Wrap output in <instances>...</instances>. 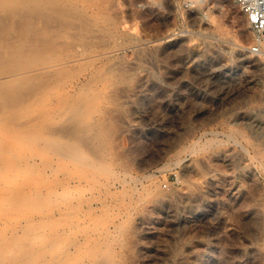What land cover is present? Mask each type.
I'll use <instances>...</instances> for the list:
<instances>
[{"label": "rangeland", "instance_id": "374dc122", "mask_svg": "<svg viewBox=\"0 0 264 264\" xmlns=\"http://www.w3.org/2000/svg\"><path fill=\"white\" fill-rule=\"evenodd\" d=\"M99 1L68 2L88 22L68 12L64 47L0 63L26 68L0 78V257L15 245L13 264H264V47L242 10Z\"/></svg>", "mask_w": 264, "mask_h": 264}, {"label": "bare ground", "instance_id": "6f19581e", "mask_svg": "<svg viewBox=\"0 0 264 264\" xmlns=\"http://www.w3.org/2000/svg\"><path fill=\"white\" fill-rule=\"evenodd\" d=\"M69 1H71V0H0V38H1V41H0V63H4V62H6L7 63V61H9V60H14L15 59V57H17V56H21V55H25L27 52H28V50H29V52H30V49L32 48V49H35V51L37 52H40V53H51L52 51H54V50H56L59 46H63L64 47V43H61L60 44V42L62 41L61 39H64V37H67V30L71 27L70 25V23L71 22H74V21H71V20H69V18L67 17V15L69 16V15H71V14H69L70 12H72V11H74V9L72 8V10L71 11H69L68 9V2ZM73 1V0H72ZM76 1H78V2H81L82 3V5L83 6H85V4H86V0H76ZM91 1V0H90ZM112 1V0H111ZM110 1V2H111ZM131 1V0H130ZM135 1V0H134ZM148 1V0H147ZM146 1V2H147ZM151 1V0H150ZM153 1V0H152ZM93 2H94V0H93ZM100 3H101V0L99 1ZM98 2V3H99ZM108 2H109V0H108ZM117 2V3H116ZM115 2V4L117 5L118 3H119V1H116ZM195 2H197V1H195ZM75 3V2H74ZM96 3H97V1H96ZM103 4H104V2H102ZM105 3H106V1H105ZM152 3V2H151ZM108 3H106L105 5H107ZM112 4V3H111ZM114 4V3H113ZM112 4V5H113ZM120 4V3H119ZM150 4V3H149ZM79 4H74V6L76 7V6H78ZM90 5V4H89ZM88 4H87V6H89ZM93 5V4H92ZM98 5L99 4H97V5H95L96 6V8L98 9ZM110 5V4H109ZM112 5H110V6H112ZM116 5H113L114 6V10L116 9L115 7H116ZM131 5V4H130ZM73 6V5H72ZM87 6H85L86 8H87ZM103 6V5H102ZM146 6V5H145ZM70 8H71V6H69ZM74 7V8H75ZM80 7V6H79ZM91 7H93V6H91ZM100 7H101V5H100ZM104 8L106 7V6H103ZM147 7V6H146ZM84 7H82V9H83ZM109 8V7H108ZM107 8V9H108ZM119 8V7H118ZM117 8V9H118ZM76 9V8H75ZM77 9L79 10V8L77 7ZM81 9V10H82ZM88 9V8H87ZM87 9L85 10L84 9V11H82V13H84L85 11H87ZM96 9V10H97ZM100 10H101V8H99ZM103 9V8H102ZM112 9L113 8H111V12H112ZM116 9V10H117ZM78 10H75L76 12L78 11ZM108 10H110V9H108ZM119 10V9H118ZM117 10V11H118ZM120 10H121V8H120ZM74 11V12H75ZM92 11V10H91ZM99 11V10H98ZM103 11H107V10H103ZM69 12V13H68ZM97 11H95V13H96ZM100 12H102V11H100ZM120 12V11H119ZM78 13V14H77ZM76 14L78 15V16H80V18L79 17H77L78 19H81L82 18V22H83V20L84 19H86V14H84V16H83V14L80 12V14H82V15H80L79 14V12H77ZM90 13H92V12H90ZM89 13V14H90ZM93 13H94V11H93ZM94 13V14H95ZM97 13H99V12H97ZM118 13V12H117ZM109 14H114L115 16L117 15L116 13H110L109 12ZM121 14V13H120ZM72 15H74L73 14V12H72ZM71 15V16H72ZM76 15V16H77ZM110 15V17L112 18V16ZM81 16H83L84 17V19H83V17H81ZM108 16V15H107ZM243 16H245L246 17V15H245V13H243ZM74 17V19H75V15L73 16ZM72 17V18H73ZM109 17V16H108ZM108 17H107V19H108ZM109 17V18H110ZM106 18V17H105ZM111 18L110 19H108V21L109 20H111ZM87 19H88V17H87ZM85 20V23H86V21L88 22V20ZM119 19V18H118ZM117 20V19H116ZM71 21V22H70ZM107 21V22H108ZM112 21H114L115 22V20H113L112 19ZM111 21V22H112ZM110 22V23H111ZM75 23V22H74ZM120 23H121V21L119 22V25H120ZM124 23V22H123ZM73 24V23H72ZM79 24L81 25V28L82 27H84L82 24H81V21L79 22ZM78 24V25H79ZM88 24V23H87ZM114 24V23H113ZM75 25H77L76 23H75ZM75 25H74V28H76L75 27ZM110 25V24H109ZM114 25H116V24H114ZM113 25V26H114ZM87 26V25H86ZM112 26V27H113ZM118 26V25H117ZM121 26V25H120ZM72 27H73V25H72ZM70 28V29H74V28ZM121 27H123V26H121ZM219 27H221V26H219ZM120 28V27H119ZM118 28V29H119ZM124 28H126V27H124ZM123 28V29H124ZM127 28H128V26H127ZM84 29H85V27H84ZM86 29H87V27H86ZM116 29H117V27H116ZM216 29V28H215ZM12 30H14V31H18V33H19V36L17 35V34H15V35H13V36H16L17 35V37H19L18 39H13V37H11V36H9V33L12 31ZM81 30V32H82V30H83V28L82 29H80ZM223 30V29H222ZM124 31V30H123ZM70 32V31H69ZM75 31H73V34H74V37H75V35H77V33L75 34L74 33ZM80 32V31H79ZM225 32V31H224ZM85 32H82L81 34H84ZM222 33V32H221ZM226 33V32H225ZM71 34H72V32H70V35L69 36H71ZM79 34V33H78ZM86 34V33H85ZM84 34V35H85ZM222 34H224V33H222ZM84 35H83V37H84ZM77 37H80V36H78L77 35ZM82 37V36H81ZM81 37H80V39H81ZM78 39V38H77ZM22 40H25L26 42H28L26 45H30V48H29V46H27L26 48H24L23 47V45H22ZM70 40V39H69ZM83 40V39H82ZM63 41H67V40H63ZM72 41H74V40H72ZM85 41V40H84ZM71 42V41H70ZM83 42V41H82ZM74 42H72V43H67V44H69V45H65L66 47L67 46H74V44H73ZM65 44H66V42H65ZM71 44V45H70ZM259 45L260 46H262V48L264 47V40H262L261 42H259ZM78 46V45H77ZM62 47V48H63ZM61 50V49H60ZM32 52H34V50H31ZM28 52V53H29ZM244 51L242 50V53H243ZM27 53V54H28ZM53 54V53H52ZM244 54V53H243ZM100 55V54H99ZM245 55V54H244ZM78 56V55H77ZM102 57V56H101ZM75 58V57H74ZM246 61H260V60H256V59H254L253 57H252V55H246L245 56V58H244ZM259 59V58H258ZM261 59V58H260ZM72 59H69L68 61H71ZM61 61V60H60ZM54 64H52V65H50V66H53ZM68 65V64H67ZM50 66H42L43 68H45V67H50ZM32 68V67H31ZM34 68V67H33ZM24 69H26L24 66H17L16 68H14L13 70H11V71H6V73L5 72H3V73H0V78H5V77H7V78H10V79H12L13 80V78L12 77H16V76H18L19 74H20V72H23L24 71ZM47 72H49V71H47ZM17 79V78H16ZM24 83V82H23ZM34 83V82H33ZM35 84V83H34ZM12 87V86H11ZM5 88V87H4ZM30 89V91H31V88H29ZM4 90V89H3ZM3 90H2V92H3ZM0 91H1V89H0ZM23 91V90H22ZM27 93V92H26ZM31 93V92H30ZM22 95H24V93H21ZM26 95V94H25ZM31 95V94H30ZM16 97H17V95H15ZM14 96V98H16ZM7 97H8V95H7ZM4 98V97H3ZM11 98V100H12V98L13 97H10ZM13 98V101H15V99ZM23 98L25 99V97L23 96ZM7 99V103H9V101H8V99L9 98H6ZM10 100V99H9ZM10 100V102H11V104H12V102L13 101H11ZM6 101V100H5ZM17 102H18V100H16ZM15 101V102H16ZM4 103V102H3ZM6 103V104H7ZM10 104V103H9ZM0 114H2V112L0 111ZM56 130H57V128H56ZM58 131V130H57ZM65 131H66V133L65 134H67V130L65 129ZM234 131V130H233ZM236 131V130H235ZM234 131V132H235ZM241 131V130H240ZM55 132V131H54ZM64 133H62V134H64ZM70 133V132H69ZM51 134V133H50ZM61 134V135H62ZM231 134V133H230ZM233 134V133H232ZM64 136V135H63ZM246 136V135H245ZM68 138H70V137H68ZM71 139V138H70ZM82 140V139H81ZM211 140V139H210ZM213 140H214V138H213ZM216 140V139H215ZM214 140V141H215ZM213 141V142H214ZM248 141H249V139H248ZM35 142H37L38 143V141H35ZM253 142V141H252ZM251 142V143H252ZM262 142V141H261ZM50 143V142H49ZM204 144H205V142H203ZM209 143V142H208ZM211 143V142H210ZM215 143V142H214ZM258 143V142H257ZM39 144V143H38ZM53 144V143H52ZM56 144V146L55 147H57V151H59L60 153V155H61V153H62V155H64L65 157L67 156V158H72V159H77V161L79 160V161H81L79 158H82V156L81 157H79L78 155H79V148L76 146V144H74V143H55ZM85 144H86V142H85ZM197 144L199 145V143L197 142ZM204 144L202 145V146H204ZM212 144V143H211ZM40 145V144H39ZM207 145V144H206ZM252 145V144H251ZM84 146V145H83ZM86 146V145H85ZM201 146V147H202ZM208 147H209V144L207 145ZM263 146V145H262ZM88 147V146H87ZM247 147V146H246ZM255 147V146H254ZM259 147V146H258ZM258 147H255V153L257 154V155H262L263 153H262V151H261V149H259ZM198 148H199V146H198ZM202 148H204V147H202ZM52 149H53V147H52ZM86 149V148H85ZM192 149V148H191ZM56 150V149H55ZM231 150V149H230ZM246 150H247V148H246ZM195 151V150H194ZM253 152V151H252ZM58 154V153H57ZM231 155V154H230ZM252 155V154H251ZM250 155V156H251ZM79 157V158H78ZM233 157V156H232ZM254 158V157H253ZM258 158V157H257ZM61 159V158H60ZM70 160V159H69ZM256 160V159H255ZM82 161H84L83 159H82ZM91 162V161H90ZM84 163H85V161H84ZM86 163H89L88 161L86 162ZM91 163H93V162H91ZM246 163V162H245ZM244 163V164H245ZM22 165V164H21ZM89 165H91L90 163H89ZM93 165L94 166H96L94 163H93ZM262 166V165H261ZM91 167H93V166H91ZM97 168H99V166H97ZM101 168H102V166H101ZM100 168V169H101ZM14 169V168H13ZM103 169H104V167H103ZM66 178V177H65ZM65 186V185H64ZM111 186V185H110ZM109 187V186H108ZM106 189V188H105ZM104 189V190H105ZM57 193V192H56ZM59 193V192H58ZM63 199V198H62ZM64 201V200H63ZM12 209H14V208H12ZM57 215V214H56ZM69 223V222H68ZM117 230V229H116ZM71 232V231H70ZM13 239V238H12ZM20 241V240H19ZM17 242V241H16ZM23 243H25V246H26V244H27V241L26 242H23ZM1 244V243H0ZM93 244V243H92ZM13 245V244H12ZM18 245V244H17ZM19 245H20V242H19ZM10 246H11V244H10ZM21 246V245H20ZM75 246V245H74ZM9 247V246H8ZM16 246L15 245H13L12 246V249H14V251H16V250H19L20 248L17 246L16 248H15ZM69 247V246H68ZM2 248V247H1ZM4 248H5V246H4ZM7 248V247H6ZM19 248V249H18ZM29 248H30V246H29ZM28 248V250H30ZM35 248V247H34ZM62 248V247H61ZM67 248V247H66ZM11 248L9 249L10 251V255L9 254H7L8 256H11V254L13 253V252H11V250H12ZM68 249H70V248H68ZM2 251L4 250V249H1ZM1 250H0V254H1ZM63 250V249H62ZM76 251V250H75ZM4 252V251H3ZM21 254V253H20ZM19 254V255H20ZM26 254V253H25ZM24 254V255H25ZM65 254V253H64ZM13 255L14 254H12V257H13ZM23 255V254H22ZM8 256H7V259L8 260H11V261H4L3 259H4V257L3 256H1L0 257V264H13L14 263V260H16V259H14L13 260V258L12 257H9V258H12V259H9L8 258ZM21 256V255H20ZM55 256V255H54ZM53 256V257H54ZM17 257V256H16ZM59 257H60V255H59ZM72 257H74V255L72 256ZM71 257V259H73ZM30 259V258H29ZM64 260V259H63ZM88 261V260H87ZM100 261V260H99ZM82 262H84V261H82ZM81 262V263H82ZM86 262V261H85ZM89 262V261H88ZM88 262H86V263H88ZM96 262V261H95ZM101 262V264H105V263H102V262H104V261H100ZM68 263V262H67ZM71 263V262H70ZM81 263H79V264H81ZM77 264H78V262H77ZM98 264H99V262H98Z\"/></svg>", "mask_w": 264, "mask_h": 264}, {"label": "built area", "instance_id": "2783aa9c", "mask_svg": "<svg viewBox=\"0 0 264 264\" xmlns=\"http://www.w3.org/2000/svg\"><path fill=\"white\" fill-rule=\"evenodd\" d=\"M245 13L250 29L254 36L252 51H259V42L264 39V0H235Z\"/></svg>", "mask_w": 264, "mask_h": 264}]
</instances>
